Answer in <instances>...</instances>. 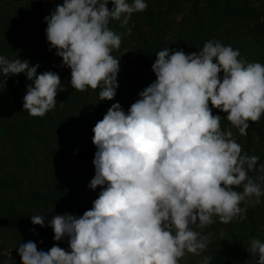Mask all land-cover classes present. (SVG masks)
Masks as SVG:
<instances>
[{"label":"clouds","instance_id":"1","mask_svg":"<svg viewBox=\"0 0 264 264\" xmlns=\"http://www.w3.org/2000/svg\"><path fill=\"white\" fill-rule=\"evenodd\" d=\"M147 8L146 0H63L44 17L50 50L70 69L71 88L99 89V101L115 98L120 58L112 53L131 34L133 14ZM155 56L156 79L127 111L113 103L92 129L95 174L88 187L101 189L92 207L47 222L54 241L66 240L68 248L22 242L20 264H180L189 254L211 264L204 253L213 234L204 230L217 219L243 220L246 208L260 203L264 164L257 168L260 156L244 152L232 129L247 136L250 122L264 116V64L220 40L191 53L165 47ZM39 67L0 55V92L10 77L25 74L32 83L23 111L42 118L67 89L58 73L38 74ZM213 109L230 127L222 128L224 116ZM31 223L45 227V214L32 215ZM246 248L264 264V241L252 238ZM0 264H15L11 253Z\"/></svg>","mask_w":264,"mask_h":264},{"label":"trees","instance_id":"2","mask_svg":"<svg viewBox=\"0 0 264 264\" xmlns=\"http://www.w3.org/2000/svg\"><path fill=\"white\" fill-rule=\"evenodd\" d=\"M62 3L0 0V55L26 59L30 66L39 64L38 74L58 73L67 89L58 93L55 108L42 118L23 111L22 98L32 83L25 74L10 77L6 90L0 92V261L11 247L18 252L19 244L29 240L45 251L55 243L68 248L66 240L54 241L47 222L57 214L83 215L92 207L101 190L88 187L95 174L92 129L113 103L119 102L127 111L139 92L156 79L151 66L158 51L169 47L191 53L208 40H220L239 49L248 62L258 47L264 52V0H146L147 10L133 14L131 34L124 35L120 49L112 53L120 58L117 94L111 101H99V89L71 88L70 69L60 67L61 58L50 50L44 17ZM110 27L125 32L118 21H111ZM212 111L224 116L223 129L230 127L226 114ZM232 131L244 152L260 156L257 168L264 164V116L258 123L250 122L247 136ZM43 214L45 227L31 223L32 215ZM243 215V220L228 224L217 219L204 230L213 234L204 253L212 256L211 264H256L258 256H251L246 247L252 238L264 241V196ZM223 229L229 238H221ZM11 257L20 264L18 255L11 253ZM199 259L180 264H198Z\"/></svg>","mask_w":264,"mask_h":264},{"label":"rangeland","instance_id":"3","mask_svg":"<svg viewBox=\"0 0 264 264\" xmlns=\"http://www.w3.org/2000/svg\"><path fill=\"white\" fill-rule=\"evenodd\" d=\"M258 49L259 50L254 54V59L252 62H260V63L264 64V52L261 49V47H258ZM229 237H230V233L227 230L223 229L221 231V238L227 239ZM9 252H11L14 255H18V252L16 251V249H14V247L13 248L11 247L9 249ZM196 259H197V257L189 254V255H186L181 261H189L190 262V261H194ZM19 261H20V257H19Z\"/></svg>","mask_w":264,"mask_h":264}]
</instances>
